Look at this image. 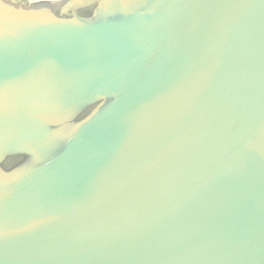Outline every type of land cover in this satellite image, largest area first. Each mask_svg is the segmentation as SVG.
Returning a JSON list of instances; mask_svg holds the SVG:
<instances>
[{"label": "water", "instance_id": "water-1", "mask_svg": "<svg viewBox=\"0 0 264 264\" xmlns=\"http://www.w3.org/2000/svg\"><path fill=\"white\" fill-rule=\"evenodd\" d=\"M0 264H264V0H0Z\"/></svg>", "mask_w": 264, "mask_h": 264}, {"label": "rangeland", "instance_id": "rangeland-1", "mask_svg": "<svg viewBox=\"0 0 264 264\" xmlns=\"http://www.w3.org/2000/svg\"><path fill=\"white\" fill-rule=\"evenodd\" d=\"M14 1L20 2V1H26V0H14Z\"/></svg>", "mask_w": 264, "mask_h": 264}]
</instances>
